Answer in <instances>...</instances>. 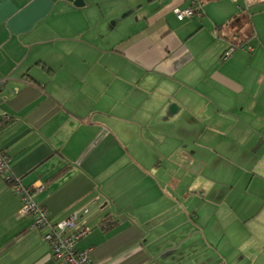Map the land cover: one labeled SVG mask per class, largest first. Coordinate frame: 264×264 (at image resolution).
<instances>
[{"label":"crops","instance_id":"1","mask_svg":"<svg viewBox=\"0 0 264 264\" xmlns=\"http://www.w3.org/2000/svg\"><path fill=\"white\" fill-rule=\"evenodd\" d=\"M83 1L0 0V264H56L8 177L90 264H264V1Z\"/></svg>","mask_w":264,"mask_h":264},{"label":"built area","instance_id":"2","mask_svg":"<svg viewBox=\"0 0 264 264\" xmlns=\"http://www.w3.org/2000/svg\"><path fill=\"white\" fill-rule=\"evenodd\" d=\"M201 13V7L195 0H192L191 6L174 9V14L179 20ZM232 50L233 48H230L224 52L223 59H226ZM8 120V116L0 117V129ZM9 169V157L0 145V174H4ZM8 182L21 201L20 214L31 218L32 229L42 231V238L49 244L51 257L56 264H90L89 250H78L76 247L78 241L90 231L86 225L79 224L78 213L74 211L64 219L53 223L49 220L47 210L34 200V194L42 190L44 184L25 186L15 177H8Z\"/></svg>","mask_w":264,"mask_h":264},{"label":"water","instance_id":"3","mask_svg":"<svg viewBox=\"0 0 264 264\" xmlns=\"http://www.w3.org/2000/svg\"><path fill=\"white\" fill-rule=\"evenodd\" d=\"M71 1L75 6H83L84 1L83 0H68Z\"/></svg>","mask_w":264,"mask_h":264},{"label":"trees","instance_id":"4","mask_svg":"<svg viewBox=\"0 0 264 264\" xmlns=\"http://www.w3.org/2000/svg\"><path fill=\"white\" fill-rule=\"evenodd\" d=\"M65 170H66V167H64L63 169H60V170L58 171L57 175L63 173V171H65Z\"/></svg>","mask_w":264,"mask_h":264}]
</instances>
